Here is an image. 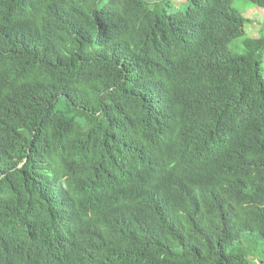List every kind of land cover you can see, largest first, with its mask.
<instances>
[{
    "label": "trees",
    "instance_id": "obj_1",
    "mask_svg": "<svg viewBox=\"0 0 264 264\" xmlns=\"http://www.w3.org/2000/svg\"><path fill=\"white\" fill-rule=\"evenodd\" d=\"M188 1L181 12L172 0H0V42L29 71L26 79L0 82V124L9 127L12 119L17 140L3 153L0 171L14 169L26 156L30 164L44 160L55 170L72 151L69 140L62 144L67 135H77L76 147L87 152L75 155L84 157L83 165L97 163L105 154L103 136L110 141L119 130V108L132 123L154 124L147 111H159L165 96H183L196 110L190 121L204 133L208 127L231 137L230 147L241 152L247 170L259 166L249 178L233 176L217 195L219 215L233 219L232 206L241 207L236 198L243 194L264 203V25L260 38L250 39L246 20L231 6L240 0ZM249 1L264 8V0ZM9 65L0 69L6 72ZM180 127L187 130L183 122ZM166 146L170 156H183L172 138ZM200 158L196 184L211 176ZM198 208L199 200L186 207L170 198L149 213L159 226L148 222L147 237L140 228L129 229L150 243L152 264H248L241 261L248 250L264 264V212L261 219L250 212V235L241 238L219 222L207 226ZM168 213L193 218L207 232L215 229L210 248L198 253L187 245L193 254L180 249L174 231L185 220H164ZM0 214L1 221L18 216ZM6 236L0 230V239ZM124 241L129 248L134 244ZM235 242L244 245L229 255Z\"/></svg>",
    "mask_w": 264,
    "mask_h": 264
},
{
    "label": "clouds",
    "instance_id": "obj_2",
    "mask_svg": "<svg viewBox=\"0 0 264 264\" xmlns=\"http://www.w3.org/2000/svg\"><path fill=\"white\" fill-rule=\"evenodd\" d=\"M240 1L264 10L249 0ZM173 2L181 12L183 6L189 7L188 0L181 7ZM235 2L231 6L246 24H252ZM5 14L11 15L10 8ZM245 25V37L250 38ZM262 25L264 22L259 25L258 36L250 39L260 38ZM15 55L19 54L0 42V64H10L6 72L0 69V82L11 84L26 79L29 71L14 63ZM262 71L264 74V67ZM4 96L0 91V103ZM184 106L187 107L181 112ZM119 109V130L111 133L115 137L110 141L103 136L105 154L97 163L83 165L84 157L75 155L87 152L76 147L77 135H67L62 144L69 140L72 151L55 170L44 160L30 164L32 158L26 156L14 169L0 171V210L18 214L8 221L0 220V230L7 234L0 239V264H152L150 243L139 241L129 229L140 228L147 237L148 222L159 226L149 213L170 198L186 207L199 200L198 212L205 217L207 226L219 222L241 238L249 237L246 228L250 212L255 213L251 214L254 219H261L262 199L243 194L236 198L241 207L232 206L233 219L218 213L222 204L217 195L229 186L232 177L249 178L259 168L247 170L241 164L242 154L230 147L231 137L225 133L218 136L208 127L204 133L199 122L190 121L196 117V110L193 102H184L183 96H165L159 111H147L148 116L156 117L154 124L132 123L126 109ZM181 122L187 130L180 127ZM13 129L12 119L9 127L7 123L0 124V159L17 145ZM201 134L199 140L194 138ZM168 138L184 150L180 159L170 156ZM198 156L209 164L211 172L201 184L195 183ZM169 217L185 220L174 232L178 233L179 248L190 254L193 253L187 245L201 253L204 247L210 248L217 236L212 227H207V232L193 218L181 213H168L163 218ZM124 240L134 244L129 248L131 242ZM243 245L235 242L228 254ZM241 261L258 264L259 260L248 250Z\"/></svg>",
    "mask_w": 264,
    "mask_h": 264
},
{
    "label": "rangeland",
    "instance_id": "obj_3",
    "mask_svg": "<svg viewBox=\"0 0 264 264\" xmlns=\"http://www.w3.org/2000/svg\"><path fill=\"white\" fill-rule=\"evenodd\" d=\"M173 1L177 2L179 7L183 6L184 3H186L185 0H173ZM235 5L238 6V9L246 18H248L253 22L252 24L245 25V30L247 31V34L251 36L250 38H252L253 36L257 37L259 25L264 22V10L252 6L248 2L236 1ZM241 48H242V52H244L245 51L244 46L241 45Z\"/></svg>",
    "mask_w": 264,
    "mask_h": 264
}]
</instances>
